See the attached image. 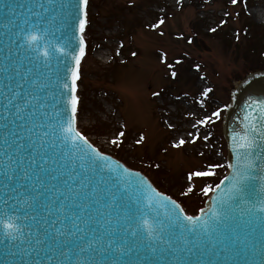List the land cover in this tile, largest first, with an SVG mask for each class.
<instances>
[{"label":"snow or ice","instance_id":"snow-or-ice-1","mask_svg":"<svg viewBox=\"0 0 264 264\" xmlns=\"http://www.w3.org/2000/svg\"><path fill=\"white\" fill-rule=\"evenodd\" d=\"M230 3L232 6L247 7V0H230ZM56 7L53 0H4L0 3L6 19L3 27L16 30V40L12 43L16 44L17 49L13 54L9 48L8 54L0 63V195L4 197L0 202L13 213L18 211L17 206L21 204L28 209H40L39 215L31 216L35 222V231L32 226H28L27 234L17 223L20 216L9 215L4 211L0 216V226L3 228L5 240L27 243L30 248L43 250L39 246L47 247L49 240L55 241L61 236L75 237L81 242L76 246L78 259L75 264H88V257L83 260L79 257L85 253L96 252L95 245L104 248V236L109 235L105 225L112 223V212L109 209L116 207V195L109 187V181L114 180L112 187H118L121 181L131 183L130 178L133 175L138 178V186L143 191L145 208L172 205L171 214H166L169 221L167 226L163 221L150 220L141 214L133 235L142 230V234L146 232L149 240L166 243L170 250L173 246L182 245L183 250L192 241L187 238L182 241L173 240L170 234L173 230L179 229L181 233L200 234L205 237L213 234V224L220 221L225 206L238 202L246 183L252 178L250 173L257 168L258 161L264 159V101L250 103L251 111L244 117L246 124L243 130L232 135L233 150L242 152V157L238 159L242 158L244 163L236 167L231 186L218 198V209L210 216H205L203 210L199 215H188L171 196L157 191L139 173L122 169L115 161H110L78 127L81 64L88 51L85 36L89 25V0H77L75 5L69 0L58 5L62 12H71L74 9L73 27L78 37L77 44L71 51L67 46L56 47V51L68 58L64 64L63 77H57L53 81L47 73L34 66L31 57H20L21 50L38 53L44 58L43 67H47L50 32L46 25L51 20L48 14ZM225 14L232 16L240 13ZM227 23V20L221 19L218 26ZM164 24L165 20L158 18L152 27L160 28ZM216 30L215 27L211 28L212 32ZM42 41L44 44L41 49ZM131 55L136 56L137 53L134 51ZM162 59L167 64L166 54ZM176 63L181 61L177 60ZM168 67L171 68L172 65ZM171 76L175 78L177 72L173 70ZM212 91L209 87L202 89L201 94L207 98ZM200 106L203 109V101ZM226 108L227 104L224 107L218 106L211 112L204 111L202 115L195 113L199 119L190 121L194 130L178 136L172 147L182 149L201 140L207 141L208 135H202L199 129L220 121ZM114 137L110 138V144L121 146L125 132L117 130ZM144 139V136H140L136 142L141 143ZM257 151L260 152L258 157ZM220 167V163L210 158L207 164L201 162L200 165L193 166L185 174L187 191L182 194L194 193L197 184L204 194L211 193L213 185L209 181L217 177ZM105 173L108 174L107 179ZM112 173L116 175L113 176ZM221 187V184H215L216 190ZM253 207H257L256 204ZM258 210L264 212V202L259 205ZM104 216L109 218L103 219V222L97 218ZM52 217L61 223L63 230L55 228ZM28 218L27 215L24 216V219ZM48 228H55V233H50ZM101 228L104 229L103 232ZM166 233L169 234L165 240ZM63 245L64 242H61V248ZM108 247H111V240ZM60 255L66 256V253L61 250Z\"/></svg>","mask_w":264,"mask_h":264},{"label":"rangeland","instance_id":"rangeland-1","mask_svg":"<svg viewBox=\"0 0 264 264\" xmlns=\"http://www.w3.org/2000/svg\"><path fill=\"white\" fill-rule=\"evenodd\" d=\"M88 14L79 129L102 152L141 170L183 203L188 214H196L206 194L197 184L194 193L183 195L185 174L209 158L225 167L220 121L199 129L207 141L182 149L172 145L194 130L190 121L199 119L195 113L224 107L229 89L249 71L264 67L258 49L248 51L247 46L258 35L264 47V0H247L246 8L232 6L230 0H89ZM158 18L165 24L153 28ZM221 19L228 23L218 26ZM194 23L201 26L199 42L189 43ZM134 51L136 56L131 55ZM209 87L213 91L204 98L201 90ZM117 130L125 132L121 146L109 142ZM140 136L145 139L137 143ZM209 184L214 186L213 180Z\"/></svg>","mask_w":264,"mask_h":264},{"label":"water","instance_id":"water-1","mask_svg":"<svg viewBox=\"0 0 264 264\" xmlns=\"http://www.w3.org/2000/svg\"><path fill=\"white\" fill-rule=\"evenodd\" d=\"M3 2L4 0H0V3ZM67 2L69 0H53L57 7L48 14L51 20L46 25L50 32V55L47 60V67H43L44 58L38 53L23 50L19 52L21 58L25 55L31 57L34 66L47 73L53 81L57 77H63L64 64L68 60L67 57L56 51V47L67 46L71 51L76 46L78 39L73 27L74 9L71 12L68 10L62 12L58 7L59 4ZM70 2L75 5L77 0H70ZM5 22L4 10L0 9V63L8 54L9 48L12 49L13 54L17 51L16 44L12 43L16 40L14 34L16 30L4 28ZM43 44L42 41L41 49ZM68 62L70 63V61ZM239 81L233 89H229L230 102L227 103L224 115L222 113V123L220 120L221 134L226 143L225 160L228 171L222 181L218 183L222 187L219 190L213 189L206 198L203 208L197 212L198 215L203 210L205 216H210L214 210L218 209L216 203L218 198L231 186L236 167L244 163L242 158L238 159V157H242V152L233 150L232 135L243 130L246 124L244 117L251 111L250 103L264 101V70L253 72ZM256 156H260L259 151L256 152ZM108 157L110 161L119 164L122 169H129L118 161L119 159L116 160L110 155ZM129 170L132 173H139ZM111 175L115 176L116 173ZM139 175L150 182L143 174L139 173ZM250 175L252 178L246 183L242 197L238 199V202H231L225 206L224 215L217 224H213V228H215L213 234H209L207 237L200 234L190 235L187 232L181 233L179 229L170 233L173 240L182 241L183 238H187L192 241L183 250H181L182 245L181 247L173 246V249L170 250L166 243L159 240H149L146 232L142 234V230L133 235L141 214L150 220L163 221L167 226L169 221L166 219V214H171V204L166 207L145 208L144 194L138 186V178L135 175L130 178L131 183L121 181L118 187H112L115 181L111 180L109 187L116 195V207L109 209L112 212L110 217L112 223L105 225L109 235L104 236V248L95 245L96 252L85 253L79 259L83 260L88 257V264H264V212L258 210L259 205L264 202V159L258 161L257 168ZM107 178L108 174L105 173V179ZM151 185L153 186V184ZM3 199L4 197L0 195V201ZM14 203L10 202V204ZM253 204H256L257 207L254 208ZM17 207L18 211L13 213L0 202V216L4 211H7L9 215L20 216L17 223L25 234L29 230L28 226H32V230L35 231V222L31 216L39 215L40 209H28L23 204ZM101 212H104V209H101ZM25 215L29 218L24 219ZM97 218L103 222V219L109 217ZM51 219L55 223V228L63 230L61 223L56 222L55 217ZM55 228H48V231L54 234ZM103 231L104 229L101 228V232ZM168 234H165V240ZM86 239H91V237H86ZM109 240H111V247H108ZM61 242H64L63 248H61ZM80 243L75 237L65 238L61 236L55 241H47L48 246H39L43 250H38L30 248L27 243L5 240L3 228L0 226V264H75L78 259L76 246ZM61 250L66 253V256L60 255Z\"/></svg>","mask_w":264,"mask_h":264},{"label":"trees","instance_id":"trees-1","mask_svg":"<svg viewBox=\"0 0 264 264\" xmlns=\"http://www.w3.org/2000/svg\"><path fill=\"white\" fill-rule=\"evenodd\" d=\"M195 2H199V0H194ZM193 27H194V29L196 30V32H193V34L194 35H192V36H189V37H187V39L189 40V41H191V42H194V43H198L199 42V39L197 38L198 37V30H199V28L201 27L199 24H196V23H194V25H193ZM198 29V30H197ZM257 36L258 35H254L253 36V39H251L250 41H249V45H247V46H249V48H248V51L249 50H251V51H254V50H256V48L258 49V51H259V54L260 55H258V58L259 59H263L264 58V47H263V45L261 44L262 42L260 41V40H258L257 39ZM263 57V58H262ZM262 68H264V67H262L261 65H260V67H258V68H256L255 70H258V69H262ZM254 71V70H253ZM220 170H222V169H220ZM217 172H219V170H217Z\"/></svg>","mask_w":264,"mask_h":264},{"label":"bare ground","instance_id":"bare-ground-1","mask_svg":"<svg viewBox=\"0 0 264 264\" xmlns=\"http://www.w3.org/2000/svg\"><path fill=\"white\" fill-rule=\"evenodd\" d=\"M256 15H258V16H259V13H256Z\"/></svg>","mask_w":264,"mask_h":264}]
</instances>
